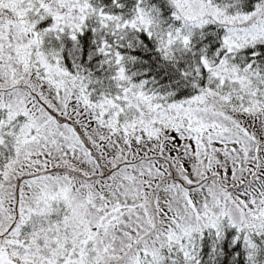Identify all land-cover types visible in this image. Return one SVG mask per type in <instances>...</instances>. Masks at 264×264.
Listing matches in <instances>:
<instances>
[{
    "label": "snow or ice",
    "instance_id": "1",
    "mask_svg": "<svg viewBox=\"0 0 264 264\" xmlns=\"http://www.w3.org/2000/svg\"><path fill=\"white\" fill-rule=\"evenodd\" d=\"M0 264H264V0H0Z\"/></svg>",
    "mask_w": 264,
    "mask_h": 264
},
{
    "label": "trees",
    "instance_id": "2",
    "mask_svg": "<svg viewBox=\"0 0 264 264\" xmlns=\"http://www.w3.org/2000/svg\"><path fill=\"white\" fill-rule=\"evenodd\" d=\"M94 3L102 4L105 6L106 11H113L117 13H123L125 15H130L131 12L134 10L136 0H119V3L123 4V8H116L112 3L111 0H93ZM160 0H149V3H159ZM126 51V49H125ZM101 77V79H105L109 75V70L107 65L105 66L104 70L97 73ZM105 82H107L105 80Z\"/></svg>",
    "mask_w": 264,
    "mask_h": 264
}]
</instances>
